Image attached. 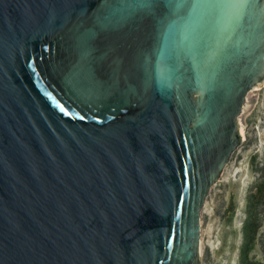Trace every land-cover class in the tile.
I'll list each match as a JSON object with an SVG mask.
<instances>
[{
    "label": "water",
    "instance_id": "95a60500",
    "mask_svg": "<svg viewBox=\"0 0 264 264\" xmlns=\"http://www.w3.org/2000/svg\"><path fill=\"white\" fill-rule=\"evenodd\" d=\"M263 81L264 0H0V264H199Z\"/></svg>",
    "mask_w": 264,
    "mask_h": 264
},
{
    "label": "rangeland",
    "instance_id": "374dc122",
    "mask_svg": "<svg viewBox=\"0 0 264 264\" xmlns=\"http://www.w3.org/2000/svg\"><path fill=\"white\" fill-rule=\"evenodd\" d=\"M240 142L200 211L199 264H241L246 209L259 211L249 264H264V81L252 87L238 115Z\"/></svg>",
    "mask_w": 264,
    "mask_h": 264
},
{
    "label": "trees",
    "instance_id": "16d2710c",
    "mask_svg": "<svg viewBox=\"0 0 264 264\" xmlns=\"http://www.w3.org/2000/svg\"><path fill=\"white\" fill-rule=\"evenodd\" d=\"M256 205L248 204L246 209V218L243 224V240L240 247L239 258L241 264H249L248 254L254 245L255 236L259 228L257 222V214L259 211L255 210ZM264 213V208L261 210Z\"/></svg>",
    "mask_w": 264,
    "mask_h": 264
},
{
    "label": "bare ground",
    "instance_id": "6f19581e",
    "mask_svg": "<svg viewBox=\"0 0 264 264\" xmlns=\"http://www.w3.org/2000/svg\"><path fill=\"white\" fill-rule=\"evenodd\" d=\"M240 132H241V134H242V135H244V134H243L244 132H243V129H242V127L240 128Z\"/></svg>",
    "mask_w": 264,
    "mask_h": 264
}]
</instances>
